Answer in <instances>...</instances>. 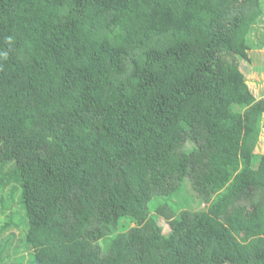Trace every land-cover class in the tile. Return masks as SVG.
<instances>
[{"label":"trees","instance_id":"16d2710c","mask_svg":"<svg viewBox=\"0 0 264 264\" xmlns=\"http://www.w3.org/2000/svg\"><path fill=\"white\" fill-rule=\"evenodd\" d=\"M262 1L0 0V234L25 210L33 264H264Z\"/></svg>","mask_w":264,"mask_h":264},{"label":"rangeland","instance_id":"374dc122","mask_svg":"<svg viewBox=\"0 0 264 264\" xmlns=\"http://www.w3.org/2000/svg\"><path fill=\"white\" fill-rule=\"evenodd\" d=\"M262 2L264 7V0ZM249 35L250 44L252 46L249 52L251 60L243 61L241 63V69L246 74L248 85L255 96L258 99L264 100V16L261 21L252 28ZM257 152L264 153V131L262 132ZM186 208L193 209L194 205L188 203ZM199 208L202 209V207ZM8 215H11V212L6 213L5 216ZM151 219L155 224L161 226L166 233L169 232V225L157 212L151 214ZM2 221V225H5L6 222L10 220L1 219L0 215V222ZM9 229L10 232L8 231L6 234H0V241H2L3 245L8 242V248H10L9 245L11 243H15L17 247H11L9 250L5 249L6 255L3 256L2 260H6V264H33L34 252L28 250L29 246L26 242L28 226L25 210H19L17 219L14 222L12 221V225ZM14 230L17 232L12 236L11 231L14 232Z\"/></svg>","mask_w":264,"mask_h":264}]
</instances>
